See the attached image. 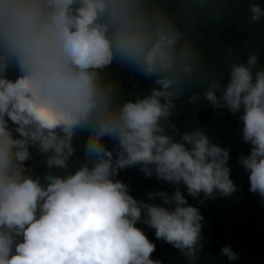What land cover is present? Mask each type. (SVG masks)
Instances as JSON below:
<instances>
[{"label": "clouds", "instance_id": "obj_1", "mask_svg": "<svg viewBox=\"0 0 264 264\" xmlns=\"http://www.w3.org/2000/svg\"><path fill=\"white\" fill-rule=\"evenodd\" d=\"M229 8L230 0H0V264H161L150 259L155 245L138 223L184 264H198L203 217L181 186L198 204L237 186L227 148L196 126L177 132L170 118L180 101L203 97L239 113L250 149L238 163L248 191L264 200L258 52L226 61L222 83L224 72L205 69L189 34L220 22ZM248 18L264 20L261 3H249ZM114 64L131 66L154 87L129 97L110 74ZM77 143L82 160H73ZM34 154L43 157V175L25 165ZM133 166L175 190L134 199L117 179ZM220 255L239 258L228 245Z\"/></svg>", "mask_w": 264, "mask_h": 264}, {"label": "trees", "instance_id": "obj_2", "mask_svg": "<svg viewBox=\"0 0 264 264\" xmlns=\"http://www.w3.org/2000/svg\"><path fill=\"white\" fill-rule=\"evenodd\" d=\"M250 2L253 0H230L229 12L220 22H213L211 27L197 24L190 30V37L199 47L205 69L212 75L224 72L222 83L227 82L228 76L225 62H244L249 49L258 52V64L264 67V20L255 24L249 22ZM255 2L264 7V0ZM109 70L120 89L129 97L145 94L154 87L151 78L138 73L131 66L120 67L114 64L109 66ZM17 74L15 68L7 70L9 79L14 80ZM182 100H186V97ZM238 116L239 113L232 114L227 109H214L201 97L199 102L192 105L180 101L177 113L170 118L178 133L196 126L209 136L212 143L229 150L230 179L237 186L232 195L217 196L205 200L203 204H198L197 200L187 196L181 186V194L185 196L187 203L198 207L203 217V248L198 264H264V200L248 191V173L238 163V157L247 156L250 149V145L242 140V122ZM104 145L106 150H111L114 142L105 138ZM75 159H83L82 143L76 145L73 160ZM42 160V156L34 154L33 160L26 161L25 165L31 166L34 174L43 175L47 169L41 163ZM117 179L129 187V194L134 199L144 202H149L146 193L150 191L171 194L175 190L166 182L157 180L154 175L145 177L137 166L118 170ZM136 226L155 245L150 259H158L161 264H184L175 249L155 238L154 230L139 223ZM226 245L238 254V260L229 262L227 257L220 255L221 248Z\"/></svg>", "mask_w": 264, "mask_h": 264}]
</instances>
